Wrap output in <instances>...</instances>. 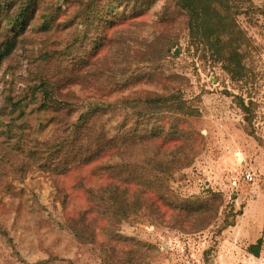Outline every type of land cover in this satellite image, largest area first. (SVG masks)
Returning <instances> with one entry per match:
<instances>
[{"label":"rangeland","instance_id":"374dc122","mask_svg":"<svg viewBox=\"0 0 264 264\" xmlns=\"http://www.w3.org/2000/svg\"><path fill=\"white\" fill-rule=\"evenodd\" d=\"M37 1L29 14L31 21L19 30L9 53L0 58V264H105L102 249L106 244L118 248L136 243L146 251L137 264H264V0H251L259 10L239 16L250 37L252 60L248 64L253 75L231 79L221 63L209 57L204 45L197 49L188 45L186 31L178 33V46L172 49V56L162 61L165 68L189 78L183 89L186 102L177 115L178 125L191 135L195 148L189 161L173 168L165 182L182 197L195 194L205 198L211 192L220 193L223 201L216 217L201 229L189 232L139 212L122 219L116 230H110L105 219L89 213L96 218L92 243H80L63 225L87 207L84 188L109 182L105 169L100 167L109 159V152L62 174L34 166L19 172L15 167L21 155L4 153L20 130L25 133L23 144L28 141L25 137H53L66 119L81 110L63 113V120L56 118L55 112L42 110L40 75L55 83L62 104L92 95L87 81L76 76L64 81L60 76L62 66L48 62L46 67L43 62L54 46L76 48L78 42L72 41L71 26L54 34L38 27L46 5L60 6L57 22L70 16L74 0ZM162 3L156 0L135 18L115 21L105 29L106 34L109 37L125 29L138 38H151ZM3 39L0 37V41ZM112 46L109 48L103 41L90 48L83 66L86 80L93 69L111 78L121 77L125 67L114 61ZM146 80L113 86L104 94L114 98L151 89ZM8 97L22 99L24 119H20L19 109L9 111L5 107ZM166 122L164 119L159 123L165 126ZM245 172L251 174V180L244 176ZM126 186L128 195L136 192L157 203L167 219L170 210L150 190L141 192L138 185L131 183ZM114 232L127 240L115 241Z\"/></svg>","mask_w":264,"mask_h":264},{"label":"trees","instance_id":"16d2710c","mask_svg":"<svg viewBox=\"0 0 264 264\" xmlns=\"http://www.w3.org/2000/svg\"><path fill=\"white\" fill-rule=\"evenodd\" d=\"M155 1L74 0L70 16L57 22L60 6L49 3L38 22V27L53 34L71 26L74 35L71 39L78 42L76 48L66 50L54 46L43 62L46 67L48 62L62 66L60 76L64 81L75 76L87 81L92 95L62 104L55 83L40 75L38 87L42 100L39 107L42 110L57 113L55 117L59 120L64 119L63 113L81 110L66 119L53 137L40 140L25 137L28 141L23 144L25 133L20 130L4 153L21 155L15 167L19 172L34 166L62 174L109 152V159L100 166L105 169L109 182L97 188H84L87 207L78 210L63 225L80 243L95 241L96 218L88 216L89 213L105 219L106 228L110 230H116L117 223L130 214L144 212L158 223L192 232L209 224L223 201L217 192L205 198L195 194L182 197L165 182L173 168L189 161L195 148L191 135L178 125L177 115L186 102L183 89L189 84V78L165 68L162 61L172 56V49L178 46V33L186 31L188 45L196 49L204 45L209 57L219 61L231 79L253 75L252 66L248 64L252 60L250 37L239 16H248L259 8L251 0H163L151 38H138L125 29L116 30L108 37L107 27L117 20L135 18ZM37 2L0 0V37H4L0 41V58L9 53L18 33L31 21L29 14ZM175 29L179 31L175 33ZM103 41L108 42L109 48L114 45L112 57L125 67L124 71L121 77L111 78L93 69L91 78L86 80L83 66L90 48H96ZM143 79H147L151 89L134 90L114 98L104 94L110 87H124ZM21 103V98L8 97L5 107L9 111L19 109L20 119H24ZM164 119L167 122L162 126L159 122ZM19 123L25 124V121ZM128 183L138 185L141 192L150 190L157 201L170 210L167 219L153 200H145L136 192L128 195ZM114 236L115 241L127 240L118 233ZM138 245L115 248L106 244L102 249L103 261L105 264H137L146 253Z\"/></svg>","mask_w":264,"mask_h":264},{"label":"built area","instance_id":"2783aa9c","mask_svg":"<svg viewBox=\"0 0 264 264\" xmlns=\"http://www.w3.org/2000/svg\"><path fill=\"white\" fill-rule=\"evenodd\" d=\"M244 176H245L247 179H249V180L252 179V176H251V174H250L249 172H245V173H244Z\"/></svg>","mask_w":264,"mask_h":264}]
</instances>
